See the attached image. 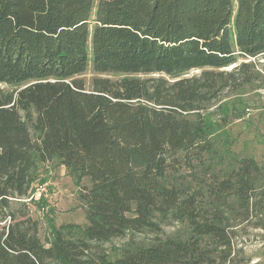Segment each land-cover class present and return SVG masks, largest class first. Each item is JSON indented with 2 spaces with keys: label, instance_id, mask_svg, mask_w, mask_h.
Returning <instances> with one entry per match:
<instances>
[{
  "label": "trees",
  "instance_id": "trees-1",
  "mask_svg": "<svg viewBox=\"0 0 264 264\" xmlns=\"http://www.w3.org/2000/svg\"><path fill=\"white\" fill-rule=\"evenodd\" d=\"M256 59L264 0H0V264L226 262L231 220L264 206L263 166L243 158L195 186L169 171L204 167L210 111L257 80ZM90 65L130 75L87 89L79 76ZM52 160L91 186L80 191L87 224L62 225L44 243L11 203L27 197L37 162ZM169 219L187 222V237H163ZM146 230L151 243L131 240L119 257L103 246Z\"/></svg>",
  "mask_w": 264,
  "mask_h": 264
},
{
  "label": "rangeland",
  "instance_id": "rangeland-1",
  "mask_svg": "<svg viewBox=\"0 0 264 264\" xmlns=\"http://www.w3.org/2000/svg\"><path fill=\"white\" fill-rule=\"evenodd\" d=\"M254 62L258 73L257 80L238 91H225L221 101L210 111L209 119L215 129V148L206 155L204 167L201 168L196 161L172 167L169 174L177 183L184 182L195 186L196 177L202 178L204 175L208 182L217 178L221 180L228 177L233 169H238V162L243 158H251L264 168V59H256ZM232 68L233 66L227 69ZM200 73L201 69H194L186 76ZM129 75L97 73L90 65L79 77L86 82L87 89H91L95 78H110L115 81ZM133 76L147 77L144 74ZM177 168L178 171H175ZM83 186L90 187V180L84 178L81 183L77 182L58 160L38 161L34 183L27 197L12 201L11 209L19 212L26 208L29 216L37 221L40 239L47 243L52 231L62 225L87 224L85 205L80 197ZM257 193H260L257 200L264 205V186ZM231 224L234 225L231 231L232 251L223 264H264V206L260 211H253L249 220L234 219ZM161 228L163 237L185 238L189 232L187 222L176 219L167 220V223L161 224ZM154 235L146 230L144 233L115 238L103 246L112 258H116L128 248L131 240L139 244H149Z\"/></svg>",
  "mask_w": 264,
  "mask_h": 264
}]
</instances>
